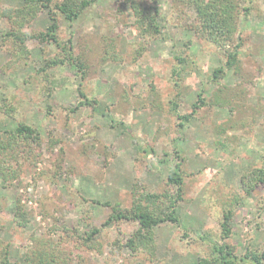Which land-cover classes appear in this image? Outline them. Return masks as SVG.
I'll use <instances>...</instances> for the list:
<instances>
[{
  "label": "rangeland",
  "instance_id": "rangeland-1",
  "mask_svg": "<svg viewBox=\"0 0 264 264\" xmlns=\"http://www.w3.org/2000/svg\"><path fill=\"white\" fill-rule=\"evenodd\" d=\"M139 1L159 9V35L140 38L124 0H99L72 23L57 16L60 45L70 39L72 54L86 58L84 79L72 65L47 70L46 78L36 75L61 48L34 39L27 42L26 62L0 71V103L4 98L15 108L10 118L0 112V132L24 121L42 140L35 161L21 174L6 182L0 176V241L11 264H24L35 242L66 252L67 264H78L77 252L83 264H196L223 241L220 223L226 211L232 215L225 242L236 255L264 252V187L248 192L241 182L263 166L264 0L245 4L248 16L241 12L236 32L241 66L237 73L224 69L218 80L212 79V71L222 66L218 49L187 29L193 10L174 0ZM19 3L1 0L0 6ZM48 24L44 11L24 30L38 33ZM9 26L0 21V43ZM110 42L117 61L105 53ZM139 44L143 52L134 59ZM7 59L0 49V69ZM80 82L94 104L76 109ZM219 89L232 111L206 106L188 121L169 111L176 100V113L187 115L198 94L209 99ZM172 171L184 176L179 222L154 228L152 260L143 252L119 250L115 243L130 237L136 226H104L111 212L102 204L129 208L133 183L161 192ZM17 202L27 218L24 226L14 216ZM91 228L100 230L101 251H77L70 236Z\"/></svg>",
  "mask_w": 264,
  "mask_h": 264
},
{
  "label": "trees",
  "instance_id": "trees-1",
  "mask_svg": "<svg viewBox=\"0 0 264 264\" xmlns=\"http://www.w3.org/2000/svg\"><path fill=\"white\" fill-rule=\"evenodd\" d=\"M1 1V0H0ZM99 0H20V3L15 6H0V21H6L10 26L5 33H1L2 49L8 59L1 67L0 71L14 69L20 63L26 62L30 57V51L27 47V42L36 40L38 43H53L61 48L60 53L47 59L37 72L36 75L43 74L46 78L47 70L63 65H72L76 73H79L80 80L84 79L87 62L83 54H72V46L70 39L60 45L57 39L58 20L57 16H61L64 20L72 23L76 21L88 8L96 4ZM181 7L193 10L195 17L187 25V29L192 31L193 35L201 41L208 42L214 45L219 53L222 61V66L212 71V79L218 80L224 69L234 70L235 73L241 66L240 58V42L236 40L237 20L244 12L248 16L249 7L240 0H174ZM123 4L128 5L134 18L132 25L140 38L146 39L150 36L160 34L158 17L159 9L151 4L139 0H124ZM46 11L49 21L48 26L44 31L33 33L25 31L24 28L30 24L35 18ZM114 44H107L106 55L115 61L118 58L114 55ZM143 46L139 44V48L135 50V57H140L143 52ZM112 51V52H111ZM117 58V60H116ZM102 61L107 60L102 57ZM179 63L185 64L187 61L176 56ZM173 76H179L176 71H172ZM179 80V79H175ZM82 82L78 84L77 101L75 108L81 106H91L94 101H90L86 94L81 90ZM222 90V89H221ZM217 90L209 99H205L202 94L197 95L196 101L192 104V110L187 115H178L176 108L178 101L170 102V112H173L177 118L183 121H188L190 116L195 114L196 110L203 107L217 106L219 108L232 111L234 107L231 105L228 95H222V91ZM179 94L176 95V98ZM71 112V110H69ZM0 112L7 117H13L15 108L9 104L6 99L0 103ZM183 123H179L181 127ZM224 131V129H223ZM222 131V132H223ZM41 137L37 128L33 127L24 121L17 122L13 129L0 132V176L1 180L6 182L14 179L22 173V168L26 163H32L38 154L41 145ZM55 140L49 143L54 145ZM49 146L48 148H50ZM34 160V161H33ZM263 166L255 168L249 175L242 179L243 187L249 192L257 185L264 187V155L262 156ZM177 166V165H176ZM179 166V165H178ZM177 166V167H178ZM57 169L59 165H56ZM56 169V170H57ZM182 172L172 171L166 177V186L161 192H149L138 184L133 183L131 186V206L129 208H121L118 204L111 205L103 203L102 205L109 208L110 215L104 223V226L115 223H133L135 230L130 237L125 241L120 240L114 246L120 250L122 247L129 249L133 253L143 252L149 259H154V228L161 224H177L179 219L176 215L177 202L182 200L184 178ZM98 204V203H97ZM232 212L226 211L223 213L222 222L220 223L223 241L213 244L210 254L206 257H200L196 260V264H236L238 261H246L249 264H263L264 252L246 251L244 255L238 257L235 253V248L226 243L225 240L230 235V219ZM17 222L22 223L21 226L27 224V218L23 208L16 204L14 213ZM66 232V231H65ZM68 233V232H66ZM100 230L91 228L88 232H83L81 235H71L75 249L101 251V246L98 244V236ZM75 236V237H74ZM185 236V235H184ZM68 237V235H67ZM68 240V239H65ZM40 243V242H39ZM35 245L24 255V264H67L69 255L57 249L53 244ZM52 246V247H51ZM78 264H83L84 257L77 252L75 255ZM0 264H11L9 262L8 250L2 247L0 241Z\"/></svg>",
  "mask_w": 264,
  "mask_h": 264
}]
</instances>
